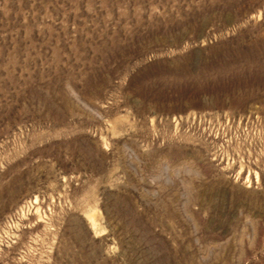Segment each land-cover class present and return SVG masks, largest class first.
I'll return each instance as SVG.
<instances>
[{"label":"rangeland","instance_id":"rangeland-1","mask_svg":"<svg viewBox=\"0 0 264 264\" xmlns=\"http://www.w3.org/2000/svg\"><path fill=\"white\" fill-rule=\"evenodd\" d=\"M0 264H264V0H0Z\"/></svg>","mask_w":264,"mask_h":264}]
</instances>
